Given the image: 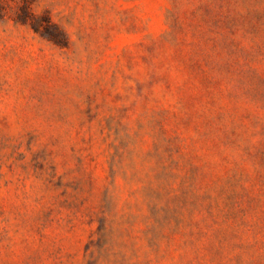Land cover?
<instances>
[{
  "label": "rangeland",
  "instance_id": "obj_1",
  "mask_svg": "<svg viewBox=\"0 0 264 264\" xmlns=\"http://www.w3.org/2000/svg\"><path fill=\"white\" fill-rule=\"evenodd\" d=\"M0 264H264V0H0Z\"/></svg>",
  "mask_w": 264,
  "mask_h": 264
}]
</instances>
